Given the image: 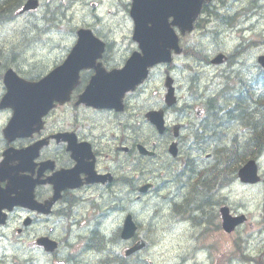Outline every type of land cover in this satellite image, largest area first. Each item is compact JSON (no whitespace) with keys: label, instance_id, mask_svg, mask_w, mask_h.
Instances as JSON below:
<instances>
[{"label":"flooded vegetation","instance_id":"af4514ba","mask_svg":"<svg viewBox=\"0 0 264 264\" xmlns=\"http://www.w3.org/2000/svg\"><path fill=\"white\" fill-rule=\"evenodd\" d=\"M22 1L0 0V26L2 27L15 22L19 18H27L29 15L35 16L31 24L20 31L22 39L19 40L17 45L22 44L23 47L29 48L41 40V35L37 32H45L43 34L45 36L54 30L57 31L58 28L64 30V37L72 39L71 17L66 14L65 3L67 0L59 1L60 6L65 8L64 12L61 7L53 6L48 7L42 13H39L40 9H38L37 11L21 14L19 11L23 4ZM38 1L41 8L43 3L41 0ZM4 21L6 23H2ZM27 28H34L36 30L35 34ZM47 29H49L48 32H46ZM17 45L14 46L15 49L8 53L0 48V81L3 88V92L0 93V101L6 93L4 78L8 75L9 70L15 76L27 81L33 82L40 78L37 79L36 75L31 77L29 72L25 74L20 69L21 64L18 59H22V56L21 53L16 52ZM63 107L65 106L58 108ZM56 108L50 110L44 116L42 130H39L38 133L37 131L33 132L29 138L16 139L12 143H8L2 135V129L7 124L12 112L8 108L0 109V114L6 113L8 115L3 128L0 129V163L3 160V152L10 146L15 150H19L41 141L44 143L33 161L23 163L19 162L17 158L12 160L11 165L17 170L13 179L11 178L8 181L4 175L0 176V208H3L0 210V242L5 240L6 230L9 229L12 223L15 224L19 221V225H21V227L13 228V234L10 235V239L15 240L25 236L27 234L25 231L28 228L37 226L41 218L45 221L48 219L47 222L52 219L54 225L58 222L64 225V237L61 238L63 234L56 236L54 233H36L30 239L32 243L30 248L40 252V254H46L37 246L38 241L45 237L56 242L57 249L55 252L46 254L47 258L52 259L53 263L61 258L57 256L58 252L65 247L66 249L75 250L73 253L69 252L63 259L65 264H141L140 261L146 258L144 256L148 254V248L151 246V237L154 236L156 239L168 241L174 239H170V237L179 236L175 233L179 230L173 229L175 224H171V234H152L147 233L148 230L144 222H139L136 219L135 214H137V211L134 209V204L144 198V193L140 194L139 191L144 185H148L145 194H152V196L143 207L151 205L153 200L155 203L157 201L160 204L162 203V205L156 204L160 205L158 207L153 205L146 222H156L163 212L176 214L178 220H181L184 204L192 199L196 215L195 222L200 226H210L211 232L217 235L221 234L228 237L225 248L221 252L225 253V258L221 254V258L212 262L213 264H264V235L239 233L246 226L255 229L254 223L245 222L240 224L227 234H224L220 227L219 209L221 207L226 206L231 217L238 215L235 211L237 209L236 205H233L227 199L234 184L231 171L222 170L221 172L216 165H210L206 178L200 176L201 171L199 170H202V167L197 168L195 166L197 162H195L192 147L198 143L211 142L216 127H203V124L185 115L183 120L188 124L192 133L188 134L183 140H181V137L177 139L178 156L172 158L167 154V147L173 136L170 126L165 130L162 139L151 140L152 143L149 144V148L155 153L154 157L149 158L138 155L134 123L118 121L112 125L113 127L107 130L103 128L101 132L98 127H94L93 130L88 128L85 131H79L74 125L55 129L50 124V120ZM183 108H185L184 105ZM107 113L112 114L111 112ZM221 130L223 132L224 129ZM55 134L59 135L57 137L53 136ZM68 134H72V140L65 142L64 139L70 138ZM163 140L165 144H163ZM70 149L79 152L81 155L84 152L91 151L92 159L87 162L91 164V170L85 169L84 172H80L74 177L69 176L66 179L67 183L79 184V186L74 189H65L60 200L52 205L49 214L44 218L41 213L32 211L31 207L36 203H44L52 197L56 185V172L71 170L75 166ZM183 154L187 157V164ZM217 179L225 187L223 190L220 187H215ZM263 179L264 177L257 186L262 185L264 189ZM16 182L20 185L18 186L17 194L20 193L18 198H24L25 192H27V196L22 202L23 204L7 210L8 207L12 206L16 194H10L8 203L4 190L8 184H15ZM162 193L164 195H161ZM159 195L161 196L159 197ZM203 207H209V211L208 216L201 218L200 213L205 214ZM34 209L37 210V208ZM97 211L99 216L96 213ZM128 213L132 214L138 232L127 234L124 237L121 230L124 218ZM93 214L95 216L90 217ZM26 220L30 222L27 226H24ZM105 222H111L112 233L98 231L99 227ZM114 222L115 227L113 226ZM59 227L60 225L57 226V229ZM73 229L80 232L72 233ZM50 230L52 232L53 227ZM255 236L263 239L254 238ZM138 241H144L146 243L145 248L127 256L126 251ZM9 248H12V243ZM212 249L216 250L215 244L212 245ZM0 256V264H34L36 262L24 263V261H19L16 256L9 259L5 254L4 247L0 249Z\"/></svg>","mask_w":264,"mask_h":264},{"label":"rangeland","instance_id":"374dc122","mask_svg":"<svg viewBox=\"0 0 264 264\" xmlns=\"http://www.w3.org/2000/svg\"><path fill=\"white\" fill-rule=\"evenodd\" d=\"M42 5L39 10V13H42L48 7L59 6L62 8V11H65L64 6H60L59 0H41ZM96 3V7L92 9L90 0H68L65 3L66 6V14L68 17H71V24L73 29L81 26H87L94 31H98L100 33V37L107 41L110 46L108 52H106L105 62L108 64L120 65L123 64L124 60L136 50V44L131 40V32H132V22L129 18V6L130 0H94ZM251 0H225L224 4H221L219 1H215L210 5L209 9L216 12L217 14H225V15H237L230 21L222 22L217 21L213 16L209 17L207 14L202 15V20L200 21V28L194 29V32L191 34H186L184 36H180V45L184 49L194 46L195 48L202 51L205 55L204 60H195L189 56H185V54H180L178 56H174L173 65L174 68L171 70V75L174 80V85L177 90V97L179 99V103H183L186 101L189 104L200 105L198 102L193 101L194 94L192 93L190 98L189 93V79L194 74L199 78V81L202 82L200 87H204L205 85H210L209 91L213 93V91L217 87L218 79H223L221 77L224 72L230 73L232 76L239 74L234 81V85H229L230 78L228 75L224 77L221 81L220 88H224L225 84L228 86V92L232 91V87L241 90L237 94L232 92L228 100L223 99L220 100L219 105L221 110L224 112L230 111L234 107L235 98L239 95L245 98L248 104H250L251 109L254 110L259 108V105L255 103L256 100H259L264 96V91L259 90V88H263L264 84L261 82L262 73L257 74L254 78H258V81H255L252 75L257 71L255 67V61L260 54H264V8L261 9H252L249 10L248 13L243 14L245 8L249 6ZM259 5H264V1L261 0ZM263 9V10H262ZM263 13V14H262ZM243 14V15H242ZM259 14V15H258ZM97 15L98 19L95 18ZM35 19L34 15H29L27 18H19L13 23L6 24V26H0V48L11 52L15 45L18 44L21 38L20 31L25 29L31 22ZM236 20L234 25H238L236 28H229L231 25L229 23H233ZM227 24V25H226ZM63 27V26H62ZM239 27H242L240 30ZM95 28V29H94ZM248 31H245V29ZM31 29L35 34L36 30L34 28ZM47 29L46 32H48ZM73 32V37L68 38L64 37V30L62 28H58L57 31L49 33L48 35L43 36V33H38L41 35V40L31 47H23L22 44L17 45L16 52L21 53L22 59H18L20 61V69L26 74L30 73V76L33 74H41L50 71L54 66L60 64V62L67 55L70 47L75 42V34ZM210 32V33H203ZM212 33V34H211ZM245 39L243 40L244 37ZM249 41L251 45L247 47L248 49H253L248 52L247 56L244 58L240 52H234L231 58V62H226L222 64H213L210 63L214 57H216L219 53H228L233 50V48L240 44V42ZM221 42V43H220ZM55 46V48H53ZM21 48V49H20ZM242 56V57H241ZM108 60V61H107ZM165 66H157L154 67L150 72V79L147 84L134 96L131 97L133 106L129 105L128 113L125 114L126 119L129 117V114L132 116V120L137 123H141V127H145L143 130H148V127L144 125V113L151 108L158 107L164 96L163 89V79H164V70ZM34 75V76H35ZM250 79L253 78V81H244V78ZM241 80L240 83H238ZM196 81L193 80L192 84H195ZM252 83L260 84L257 87H253ZM209 87V86H208ZM3 92L2 84L0 81V93ZM8 115L6 113L0 114V129L3 128ZM108 115L95 113L93 110L86 108H73L72 105H68L66 107L57 109L50 120V124L57 128L62 127H71L75 126L79 129V131L91 129L94 127H98L101 132L104 123H106ZM193 118V117H192ZM173 116L169 117V120H173ZM198 122V119L193 118ZM52 127V128H53ZM85 127V129H84ZM238 133H240V129H229L227 133V138L225 142H227L226 146H229L228 143L230 140H238ZM241 134V133H240ZM148 140V139H147ZM243 139L239 140L241 142ZM223 151V150H222ZM251 151V148L248 149ZM200 156V155H199ZM217 156L216 149L213 151V157ZM226 156V151L221 153L220 157L224 158ZM201 157H205V155H201ZM259 169L261 174L264 175V155L259 159ZM229 170H232L231 168ZM161 195H164L162 193ZM159 195V197L161 196ZM151 199V198H150ZM150 199H147L145 202L141 204L135 203L134 209L137 211L136 218L139 222H144L147 225L148 215L152 211L153 205L155 207L160 206L161 204L157 201L153 200L151 205L149 204L146 207L143 205L148 202ZM263 189L262 186L259 187H240L233 186L232 192L229 194L228 201L233 203V205L239 206L244 209H237L245 212L247 216L250 218V222H253L257 225L260 223L261 218V205L263 201ZM191 199L188 203L184 204V216L181 217L184 219L185 216H192L194 212V204ZM160 204V205H156ZM246 206L248 209H246ZM88 209V207L86 206ZM163 208V207H162ZM87 209H85L86 212ZM205 210V214L202 215L200 213V217L208 216L209 207H203ZM251 209V210H250ZM195 214V213H194ZM94 215V214H93ZM93 215H90L92 217ZM167 212H163L158 219L156 220L158 223H163L166 218ZM155 219V218H153ZM195 217L191 218L185 224V229L181 228L179 231H175L179 236V240H168L164 243L162 242H151V246L148 248L147 253H152V258L148 256V259L152 260V264H193L195 261V257L190 259V252L192 251L194 245L197 247L200 244L206 243V239L208 243L211 245H216V250H211L209 254H207V259L204 260L203 255H197L199 264H210L211 262H215L220 259V253L223 251L226 245V241L228 239L227 236H223L221 234L217 235L214 232L204 233L202 235V230L207 229V225H199L195 222ZM41 218L37 224V226H32L28 228L21 239L11 240L10 235L13 234V228L19 225L18 223L10 224L9 229L6 230V238L4 240V247L6 248L5 254L8 258H12L13 256L18 257L19 261H24V263L30 261L32 262L34 259L36 262L34 264H55L52 262V259L47 258L45 256H41L40 252L33 250L30 248L32 243L30 239L33 234L36 233H50L49 230L53 227V231L56 236H60L64 233L65 227L62 223L58 222L56 225L53 224V220L47 222ZM202 223V222H200ZM264 223V221H263ZM106 226L109 225L108 222L104 223ZM60 227L57 229V226ZM115 226V224H114ZM149 231L150 228L147 227ZM201 230V232H199ZM147 231V233H148ZM80 231L73 229L72 233H79ZM184 233V236H183ZM239 233H253L258 234L259 231L256 229H250L249 227H245L241 229ZM264 233V231H263ZM183 236V237H182ZM64 237V234L61 238ZM182 237V239H181ZM254 238H259L255 236ZM252 238V239H254ZM263 239V238H259ZM9 241L12 243V248H9ZM2 244L0 245V249ZM75 250L66 249L65 247L58 252L59 257H66L69 252H74ZM224 253V252H223ZM225 258V256H223ZM1 258V256H0ZM223 258V259H224ZM141 260V264H142Z\"/></svg>","mask_w":264,"mask_h":264},{"label":"water","instance_id":"95a60500","mask_svg":"<svg viewBox=\"0 0 264 264\" xmlns=\"http://www.w3.org/2000/svg\"><path fill=\"white\" fill-rule=\"evenodd\" d=\"M206 1L210 0H132L130 10L134 23L132 39L138 44L140 53H133L120 71L110 73L103 71L100 64H96V59L101 56L103 44L94 38L91 32L78 31V40L66 60L43 80L35 84L21 82L17 87L12 81L10 84L5 82L8 88L7 104L13 109V117L4 130L5 138L10 142L16 137L28 136L38 131L41 118L52 107V103L63 104L69 100L71 91L78 84V72L81 69L94 68L96 75L92 77L83 94L78 97L76 105L85 104L120 110L123 95L146 78L149 67L157 63H169L172 50L176 54L181 52L173 27H177L181 34L191 32L202 4ZM35 7L36 2L29 0L23 10ZM220 59L221 56H218L216 61L219 62ZM258 62L264 68V56L259 57ZM166 86L169 89L166 102L170 105L172 100L168 98L172 95V90L168 82ZM148 118L157 128H161L160 114L151 113ZM11 151L12 149H9L4 153L6 162L18 158L15 154L19 153ZM140 151L146 153L142 147ZM32 158L33 156L27 157V159ZM13 174L14 169L8 166L5 175L9 179ZM239 177L243 182L255 183L257 181L255 163L249 161L242 167ZM66 182V179L59 181L56 194L46 202L47 209L41 212H48L52 203L59 198L62 184ZM8 190L12 191L13 188L8 186ZM223 218L225 220V215ZM133 227L129 220L124 226L125 229L131 230Z\"/></svg>","mask_w":264,"mask_h":264},{"label":"bare ground","instance_id":"6f19581e","mask_svg":"<svg viewBox=\"0 0 264 264\" xmlns=\"http://www.w3.org/2000/svg\"><path fill=\"white\" fill-rule=\"evenodd\" d=\"M261 1V0H260ZM236 52H240V51H236ZM233 57V55H232ZM255 81H258V78H254ZM240 83L241 80H238ZM261 82L264 84V75L262 74V78H261ZM260 84H255L252 83V86L255 88ZM235 87H232V91L228 92V86L227 84H225L224 88L221 89V94L220 95H215V96H210L207 98V100L205 101V105L210 106L207 109V118L206 120L203 122V127H210L213 126L214 128L216 127V132L215 135L212 136V141L209 143H198L195 146L192 147V151L194 152V156H195V162H198L199 158H203L201 157V155H205V157H207V161L208 163L205 165V167H202V171L204 170L205 173L204 174H200V176L202 177H206L208 176V172L210 170V165H216L217 168L219 169V171L222 172V170H226L228 171L230 168L233 169V166L236 164V161H232L231 158H229V154L226 153V156L224 158H221L220 155L221 153L225 152L224 149L222 148H228V146H226L227 142L226 139L227 138V133L229 132V129H240V133H238V140H230L228 143H230V145H235L237 144L238 146H243L244 144H247L249 142V140H252L250 134H251V130L249 129L248 125H246L244 122H241V117L243 115V111H240L239 114L236 116V118H232L230 117V112L232 110H243L244 106L246 105H242V104H247L248 103L245 101L244 97H241V95L237 96L235 98V103H234V107L230 110V111H226L224 112L223 110H221V107L219 105L220 100L223 101V99L228 100L229 95L234 92V93H238L241 92V90L236 89ZM192 95V93H191ZM192 99V98H191ZM264 99V96L261 98ZM258 100L255 101L256 104ZM213 102H216V105H213ZM239 104V105H238ZM184 107H186L184 105ZM214 109L213 111L218 112L216 117L213 115L209 114V110ZM251 109V106L248 107V110ZM213 118H217V122H212ZM224 129L223 132L221 129ZM204 130V129H203ZM243 139L241 142H239V140ZM217 152V156L213 157V151ZM223 150V151H222ZM255 149L252 150V152H254ZM249 153V152H248ZM200 155V156H199ZM232 173V170H229ZM233 174V173H232ZM191 200V199H190ZM190 200H188L186 203H188ZM164 203V201H162ZM162 205V203H161ZM184 213V211H183ZM183 217L184 214H181ZM195 217V214L193 212L192 216H185L184 219L181 218V220H177L175 223V228L180 230L183 226V224L187 221H189L191 218ZM143 222V221H142ZM109 225L106 226L105 224H102L99 227V232H105V233H112L111 232V222H108ZM115 222L113 223L114 226ZM149 225L150 230L148 231V233H152L155 234L158 231H160V227L158 228V222H153L150 221L147 225H145V227L147 228ZM177 226V227H176ZM115 227V226H114ZM167 228V227H166ZM174 229V228H173ZM165 234H171L172 233V229H165L164 230ZM155 237H151V239H154ZM175 239V238H179V237H170V239ZM182 239V238H181ZM201 253V249L199 247H194L192 249V251L190 252V259H193V257L197 256L198 254ZM147 255H150L149 257L152 258V253H148ZM145 255L144 257L148 258V256ZM145 258V259H146ZM147 260H151V259H147ZM152 261V260H151Z\"/></svg>","mask_w":264,"mask_h":264},{"label":"trees","instance_id":"16d2710c","mask_svg":"<svg viewBox=\"0 0 264 264\" xmlns=\"http://www.w3.org/2000/svg\"><path fill=\"white\" fill-rule=\"evenodd\" d=\"M190 53L192 52L190 51ZM196 57H201V53H196ZM261 73L264 75V71H261ZM257 103L259 108L254 110H248L250 104H242L246 105L244 106L243 110H232L230 112V117L232 118H236L240 111L245 112L241 117V122H244L246 125H248L249 129L251 130L250 136L252 138V140H249V142L244 144L242 147L235 144L229 145L228 148H222L224 151H226V153L229 154V158H231L232 161L237 160L236 164L233 166V171H235L238 163L242 160L240 158L243 156L246 155L247 157H254L257 153L264 151V99L260 98ZM216 104V102H213V105ZM213 110L214 109L209 110V114L216 117L218 112ZM212 122H217V118H213ZM249 148H251V151H248ZM253 149H255L254 152H252Z\"/></svg>","mask_w":264,"mask_h":264}]
</instances>
